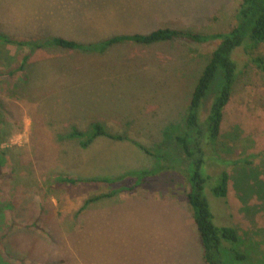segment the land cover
Returning a JSON list of instances; mask_svg holds the SVG:
<instances>
[{
  "label": "rangeland",
  "instance_id": "1",
  "mask_svg": "<svg viewBox=\"0 0 264 264\" xmlns=\"http://www.w3.org/2000/svg\"><path fill=\"white\" fill-rule=\"evenodd\" d=\"M241 1L0 0V33L87 42L164 27L224 32ZM217 43H126L100 54L0 43V264H205L183 171L192 165L175 137ZM257 52L264 55V43ZM233 55L241 73L215 154L205 152L201 170L212 177L204 195L213 222L238 236L243 258L226 251L225 264H264V74L242 48ZM219 85L217 76L202 118ZM92 122L127 139L100 137L82 148L66 137ZM162 151L178 169L131 187L126 174L158 167ZM221 170L229 175L225 198L213 192ZM67 175L84 181L57 180ZM120 185L131 188L83 207Z\"/></svg>",
  "mask_w": 264,
  "mask_h": 264
},
{
  "label": "trees",
  "instance_id": "2",
  "mask_svg": "<svg viewBox=\"0 0 264 264\" xmlns=\"http://www.w3.org/2000/svg\"><path fill=\"white\" fill-rule=\"evenodd\" d=\"M235 23L227 31L202 33L192 30L176 28H158L148 33H128L112 35L104 39L81 42L76 39L48 35L41 39L16 38L0 33V43L14 44L19 47H27L30 52L36 49H59L75 51L86 54H100L109 48L121 44L132 43L150 45L160 42L181 41L189 44H204L218 40L210 51L206 65L201 71L197 82L192 90L189 103L183 117V130L175 137L186 159L189 160L190 172L183 170L190 189L187 194L188 202L192 210L193 219L200 241L204 250L205 264H225V252L233 254L234 259H242L243 256L238 248V236L236 230L228 225L218 226L213 222V215L204 195V189L208 180L212 177L209 173L201 170L207 150L211 157L215 154L216 140L219 136L222 121L223 108L230 99V96L237 84L241 69L233 54L242 48L247 54L249 61L264 74V55L257 52L259 46L264 43V0H242L235 14ZM24 56L19 65L8 71L12 75L23 69L28 59ZM220 76V85L214 95V100L208 107L206 117L202 118L204 98L213 80ZM66 137L74 140L80 147L86 148L98 138L113 140L127 139V132L113 133L107 130L100 122H92L86 129H79L72 126ZM160 165L153 170L143 172H128L126 176L134 178L131 187L137 186L139 181L149 176H155L162 171L178 169L167 159L166 152H160ZM216 160V159H214ZM217 183L213 188L216 196L225 198L229 175L226 170L216 174ZM215 175V176H216ZM57 180L69 184L84 181L80 178L70 176H59ZM120 178L106 179L100 181L114 184ZM120 185L107 192L93 195L84 201L83 207L101 199L118 194L121 191L130 189ZM227 242L229 244H227Z\"/></svg>",
  "mask_w": 264,
  "mask_h": 264
}]
</instances>
